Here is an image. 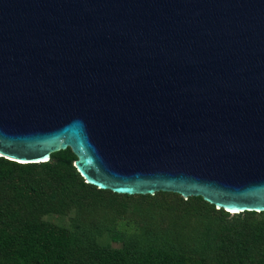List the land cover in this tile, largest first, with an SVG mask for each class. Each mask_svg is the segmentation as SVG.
I'll return each instance as SVG.
<instances>
[{"label":"water","instance_id":"95a60500","mask_svg":"<svg viewBox=\"0 0 264 264\" xmlns=\"http://www.w3.org/2000/svg\"><path fill=\"white\" fill-rule=\"evenodd\" d=\"M264 212V0H0V158Z\"/></svg>","mask_w":264,"mask_h":264},{"label":"trees","instance_id":"16d2710c","mask_svg":"<svg viewBox=\"0 0 264 264\" xmlns=\"http://www.w3.org/2000/svg\"><path fill=\"white\" fill-rule=\"evenodd\" d=\"M75 160L70 149L38 164L0 158V264H264V212L99 190Z\"/></svg>","mask_w":264,"mask_h":264}]
</instances>
